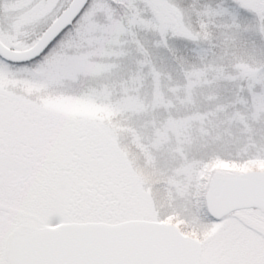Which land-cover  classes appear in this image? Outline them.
Listing matches in <instances>:
<instances>
[{
	"label": "snow or ice",
	"instance_id": "1",
	"mask_svg": "<svg viewBox=\"0 0 264 264\" xmlns=\"http://www.w3.org/2000/svg\"><path fill=\"white\" fill-rule=\"evenodd\" d=\"M26 2L29 19H0V264H264V173L219 177L214 189L227 210L202 205L197 215L220 227L193 240L144 209L103 125L53 110L18 86L51 89L89 74L121 37L123 20L115 11L107 19L99 6L117 0ZM19 7L0 0L5 11ZM69 35L80 51L54 55ZM37 39L30 54L12 55L17 41ZM241 208L251 221L233 214Z\"/></svg>",
	"mask_w": 264,
	"mask_h": 264
},
{
	"label": "rangeland",
	"instance_id": "2",
	"mask_svg": "<svg viewBox=\"0 0 264 264\" xmlns=\"http://www.w3.org/2000/svg\"><path fill=\"white\" fill-rule=\"evenodd\" d=\"M99 6L107 19L115 11L123 20L114 51L99 54L79 82L18 86L53 110L103 125L144 209L188 236L208 239L220 227L197 215L208 180L264 170V0ZM34 14L26 0L0 8V19ZM16 43L15 50L28 47ZM80 49L69 35L54 55ZM233 214L252 220L249 209Z\"/></svg>",
	"mask_w": 264,
	"mask_h": 264
},
{
	"label": "water",
	"instance_id": "3",
	"mask_svg": "<svg viewBox=\"0 0 264 264\" xmlns=\"http://www.w3.org/2000/svg\"><path fill=\"white\" fill-rule=\"evenodd\" d=\"M57 23V21H53V25H55ZM39 43V39H37L31 46H29L28 48L25 49H21V50H14V52L12 53V55L19 57V56H23L25 54H30L31 49L35 48L36 44ZM3 47L5 48V50H7V47L5 45H3ZM264 173V170H246L244 172L238 173V175H247V174H262ZM222 176H216V177H212L208 180V186L209 188L207 189V191L204 194V205H206L210 210L217 212V214H219V212L221 211H225L226 206L224 204V201L217 195V193L215 192L214 189V184L215 181ZM163 223V222H160ZM169 227H171L172 229H174L175 231L179 232L181 235L191 238L193 240H198L192 236H188L185 235L180 228H177V226H175L172 223H163Z\"/></svg>",
	"mask_w": 264,
	"mask_h": 264
},
{
	"label": "flooded vegetation",
	"instance_id": "4",
	"mask_svg": "<svg viewBox=\"0 0 264 264\" xmlns=\"http://www.w3.org/2000/svg\"><path fill=\"white\" fill-rule=\"evenodd\" d=\"M35 41H36V40H35ZM35 41H34V42H35ZM34 42H33V43H34ZM28 47H29V46H28ZM26 48H27V47H26ZM24 49H25V48H24Z\"/></svg>",
	"mask_w": 264,
	"mask_h": 264
}]
</instances>
